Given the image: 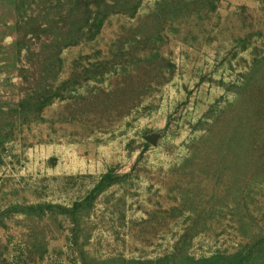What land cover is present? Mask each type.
<instances>
[{
    "label": "rangeland",
    "instance_id": "374dc122",
    "mask_svg": "<svg viewBox=\"0 0 264 264\" xmlns=\"http://www.w3.org/2000/svg\"><path fill=\"white\" fill-rule=\"evenodd\" d=\"M0 264H264V0H0Z\"/></svg>",
    "mask_w": 264,
    "mask_h": 264
}]
</instances>
